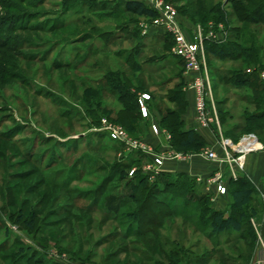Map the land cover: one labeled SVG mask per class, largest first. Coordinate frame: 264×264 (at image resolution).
<instances>
[{
    "label": "rangeland",
    "instance_id": "rangeland-1",
    "mask_svg": "<svg viewBox=\"0 0 264 264\" xmlns=\"http://www.w3.org/2000/svg\"><path fill=\"white\" fill-rule=\"evenodd\" d=\"M167 1L189 31L222 24L228 41L255 48L250 61L208 59L219 118H226L222 131L241 138L246 133L230 131L258 111L250 96L263 81L264 0H238L250 22L238 18L234 0ZM124 2L0 0V264H12L20 249L46 264L251 260L249 242L210 239L204 217L212 202L197 185L192 194L176 193L171 217L157 216L161 206L146 208L144 222L153 217L154 225L139 232L142 203L131 199L136 179L144 176L139 185L149 187L157 178L159 190L168 182L188 183L181 172L152 179L145 171L166 145L152 126L169 133L162 121L177 110L171 98L185 92V79L184 64L170 54L169 44L151 31L144 37L140 23L149 19L126 13ZM128 60L140 69L133 70ZM111 73L123 74L136 96H152L149 118L138 113L130 127L119 122L122 106L107 82ZM242 80L256 83L248 87ZM105 126L121 128L126 143L114 140ZM159 190L152 193L161 200Z\"/></svg>",
    "mask_w": 264,
    "mask_h": 264
},
{
    "label": "trees",
    "instance_id": "trees-1",
    "mask_svg": "<svg viewBox=\"0 0 264 264\" xmlns=\"http://www.w3.org/2000/svg\"><path fill=\"white\" fill-rule=\"evenodd\" d=\"M67 2L76 3L78 0H66ZM236 2V3H235ZM234 9L238 13V18L242 22H250V16L248 15L247 8L245 4H243L242 1L234 0ZM124 10L126 13L132 14L139 18H146V19H152L157 16V13L144 5L143 3L136 2L133 0H125L124 2ZM113 13V12H112ZM243 15H240V14ZM155 33V32H154ZM158 36H161L165 39V42L169 44L171 47V40L161 33H155ZM145 37V36H144ZM245 44V43H244ZM254 48V47H253ZM252 48V49H253ZM251 48L243 47L242 44H235L233 42L227 41L224 44H206V51L209 58H214L220 61H239V60H245L250 61L254 59V53ZM255 49V48H254ZM176 58V57H174ZM178 59V58H176ZM182 64L183 61L178 59ZM127 65L130 67H133V70L138 68L140 69V66L138 64H131L130 60L127 61ZM257 72L253 71L251 73H247L250 75H255ZM120 78H123V81H125V84L122 85L120 82ZM107 82L109 86L112 88V91L115 93L117 101L121 104V109L118 111V120L119 122L124 125L125 127H130L131 123L138 118V113L140 118H143L140 105H139V95H135L130 91V86L132 85L131 82H128V79L125 78L123 74H109L107 77ZM185 79V78H184ZM225 80V79H224ZM240 81V80H239ZM244 86L252 87L253 82L255 81L251 80H242L241 81ZM255 87H252V102L255 103L258 111L246 115L242 119V124L236 126L235 128H232L231 132L235 130H239L241 133H255V131H262L264 133V82L260 81L254 85ZM178 97L171 98V102L177 105V110H172L171 112H168V117L166 119H163V124L168 125V131L169 133H172V147L178 151V152H185V153H198L200 149L207 145L205 139L197 133L194 129H187L184 121L182 120L183 115L186 113L188 108V102L186 99V93L183 92V90H180L178 92ZM150 96V95H149ZM151 100L152 96H150V100L147 101V105L149 109H151ZM217 106L219 107V102H217ZM219 109V108H218ZM219 111V110H218ZM226 118H221L220 116V122L221 125H225ZM225 136L228 138L237 141L239 138H234L232 136L226 135L227 133H224ZM257 135V134H256ZM258 136V135H257ZM171 173L163 172L160 173L157 177L160 175L162 177H167ZM144 176H139L136 179L135 185L132 187L133 195L131 196V199L140 200L142 205L141 209L138 213V225H139V232H141L140 228H145V224H152L154 225V218L148 217V221L144 222V211L146 208L150 206V208L153 209V207L161 206L164 208V211L161 212V214L157 215L160 219L168 218L176 214V211L172 209L171 204L177 201V199L174 197L180 195L179 193L183 190L188 191L189 194L193 193L196 186V180L191 179L188 175L184 173L180 174L179 177H184L188 180V183L185 185L181 183V181L177 182H168L164 185L163 188L158 187V180L151 183L149 187H142L140 186L143 182V179H145ZM186 181V180H185ZM187 182V181H186ZM140 184V185H139ZM230 186V195L232 199V203L230 204L228 211H219L213 208L210 203V211L209 216H205L204 219L206 221L209 220L211 233L220 235L222 233L226 232H241L243 230V226L245 223V219L247 217V209L250 208L251 203L254 198L255 189L248 184V182L244 179V177L240 178L238 181H228ZM229 189V188H228ZM153 190H159L160 194L164 196L161 200H158L157 195L153 194ZM227 191V194H228ZM137 194H139L137 196ZM145 194V198H143ZM143 198V199H142ZM127 199H123V202H125ZM202 201V198H200ZM206 201V200H205ZM207 201L208 197H207ZM120 203V204H121ZM148 205V206H147ZM141 210L143 211L141 214ZM229 214L228 217H226V214ZM252 213L254 211L252 210ZM154 215V214H153ZM22 217V216H21ZM23 218H21L22 220ZM202 219V218H200ZM205 221V222H206ZM27 229L29 231L33 230V223H27ZM145 232V231H144ZM142 233V232H141ZM150 233V232H149ZM29 249L24 250L20 249L15 257H13L12 264H46L44 258L39 257L36 253L29 254ZM10 258V257H9ZM8 259V258H6ZM227 264V263H222Z\"/></svg>",
    "mask_w": 264,
    "mask_h": 264
},
{
    "label": "built area",
    "instance_id": "built-area-1",
    "mask_svg": "<svg viewBox=\"0 0 264 264\" xmlns=\"http://www.w3.org/2000/svg\"><path fill=\"white\" fill-rule=\"evenodd\" d=\"M133 1L143 3L157 13L155 18L140 23L142 35L147 36L150 31L166 35L171 40L170 54L183 61L184 90L194 94L195 123L204 129L215 127L217 131L216 148L205 149L197 154L185 153L177 152L171 146L172 136L170 133L163 132L158 125L154 124L152 126L153 132L163 135L166 145L163 152L154 156L153 164L145 168V171H148L153 179L162 172V168L167 161H189L195 155H198L209 162L217 164L219 168L207 178H198L197 182L208 187L213 186L219 195H226V182L238 181L245 171L248 156L263 148L259 137L255 133L245 134L235 141L226 137L222 131L218 107L213 94L206 44L226 43L228 32L222 24L217 23H210L206 28L198 26L189 31L184 27L177 10L167 0ZM261 79L264 82V73L261 74ZM148 100H150L148 94L139 96L138 101L143 118L150 117ZM105 130L110 133L114 140L126 143L127 136L121 128L105 126ZM258 243L262 246L264 252V243L260 235L258 236ZM262 264H264V261Z\"/></svg>",
    "mask_w": 264,
    "mask_h": 264
},
{
    "label": "crops",
    "instance_id": "crops-1",
    "mask_svg": "<svg viewBox=\"0 0 264 264\" xmlns=\"http://www.w3.org/2000/svg\"><path fill=\"white\" fill-rule=\"evenodd\" d=\"M213 74H220V72L218 71V69L217 71L213 69ZM185 92H186V99L188 102V108H187L186 113L183 115L182 120L184 121L186 128L194 129L195 131H197L198 134H200L205 139L207 145L202 147L200 151L205 150V149H211L213 147L216 148L217 147L216 146L217 144L216 132L217 131L215 127H212L211 129H204V128H200L195 123L194 121V117H195L194 94L193 92H190V91H185ZM187 94L191 95L190 99L187 97ZM250 106L257 109L255 103L252 102V99H251ZM231 133L232 134L240 133V131L234 129ZM259 139L263 145V148L257 152L251 153L248 156L247 161H246L245 171L244 173H242V177H244V179L248 182V184L255 189L254 198L251 203V205L252 204L253 205L247 209L248 215L245 219L243 230L239 233L226 232L220 235H217V234L215 235L213 233L209 234V237L211 240L232 237V238H235L237 241L249 242L248 247L252 245L251 248H252V251H254L253 253H251L249 250L247 252L242 253V254L251 253L250 254L252 256L251 260L247 262V260H241L238 257V259H235L236 261L233 264H262V262L264 261V252L260 251V248L258 247L259 245L258 236L259 235L261 236L263 243H264V133L262 134L261 137L259 136ZM218 168L219 166L217 164L213 162H209L205 160L204 158L198 155H195L191 160L187 161V163H184V162L172 163L171 161H167L163 167V172L186 173L191 179L196 180V185L198 187H201L203 189L204 195H206L209 198V200L212 202L213 208L219 211H228L227 209L232 203L231 195L229 193L231 189L230 186H228L229 184H226L227 191L229 190L228 194L219 195L215 187L213 186L208 187L207 185L203 183L200 184L197 182L198 178H203V179L207 178L209 175L215 172ZM226 183H228V181ZM254 204L258 205L259 207L257 208V206H255ZM252 210L254 211V213H252ZM228 216L229 214L227 213L226 217ZM254 247L255 249H253ZM199 262H202V260L200 259ZM205 263H208V262L204 261L203 264ZM198 264H202V263H198Z\"/></svg>",
    "mask_w": 264,
    "mask_h": 264
}]
</instances>
